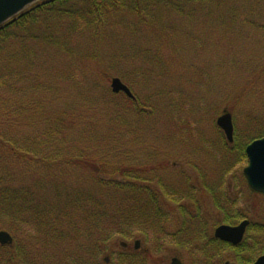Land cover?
Instances as JSON below:
<instances>
[{"label": "trees", "instance_id": "trees-1", "mask_svg": "<svg viewBox=\"0 0 264 264\" xmlns=\"http://www.w3.org/2000/svg\"><path fill=\"white\" fill-rule=\"evenodd\" d=\"M231 4L232 0H49L32 6L0 27V149L5 147V152L3 151L0 160L3 162V166H7L0 170V213L6 211L11 217L5 221L6 224L4 225L1 223L3 219H0V227L7 226L14 233H18L17 220L19 219L17 213L24 211L28 214L31 222L33 221L45 232V245L48 237H52L50 233L53 229L52 226L56 230L61 227L55 222L68 221L71 218L73 225H71V221L68 227L65 226L69 228L68 233H60L59 231L52 233L56 239L65 242L66 236L67 239L75 236L76 225L80 224L85 225L89 232L92 229L100 230L99 236L102 237L100 240L106 245L111 235L101 224H111L110 227H113L114 224L117 226L118 223L120 225L124 221L129 222L133 219L135 223L151 227L157 223L156 221L163 220L165 218L164 213L159 211L156 206L157 202L160 201L159 196L150 188L138 187L128 182V179L139 180L143 178L145 172L140 169L138 158L144 152H154V150L157 152L158 149L147 148L139 142V146L136 142H133L132 145L125 134L130 131V121L136 119L143 122L141 125L144 124L149 119L148 109L156 110L158 104L163 102L167 119H169L171 109L166 111V107L184 99V91L181 90L182 94L179 97L173 95L172 90H168L169 88L156 91L157 85L151 80L149 83L151 82L150 84L153 85L152 90H149L150 93L141 96V98L137 96L136 92H133L135 99L126 96L124 93L117 95L111 88H109L110 91H103V98L93 94V98L88 97V105L85 108L93 110L94 114L96 113L95 118L87 119L90 125V134L95 135V139L87 138L84 141L81 135L87 133L86 125L88 127L89 125L84 123L86 118L82 114V105L69 109L65 104L67 101L64 100V97L69 96L70 92L73 91L71 89L67 93L65 84L69 82L70 85L80 88L77 83L70 79L71 69L69 66L71 67L72 62L74 63L72 47L78 46L80 37L88 34L90 45H88L86 57L93 61L102 56V41L106 31L117 33L124 28L133 32L139 29L150 30L151 42L148 47L145 45L134 46L129 57H132V60L141 57L142 63L145 64L144 66L148 71L153 68L157 72V76H161L163 73L160 72L165 69L172 71V68L176 66L177 57H170L169 54L183 49L185 45H189L188 49L193 47L192 50L198 46L197 51L201 52L206 50V43L207 46L208 43L215 46L212 51H235L236 47L232 41L235 39L242 42L249 41L254 44L249 47L245 64L241 67L246 77L241 88L242 91L253 88L262 91V83L264 82V24L257 23L256 20L264 22V6L247 10L250 13L244 19L245 26L239 22L237 13L234 12ZM171 18L175 21L170 24ZM197 18L198 20L205 19L207 24H214L213 29L221 28L224 30L226 40L230 37L229 41L230 39L231 41L227 42V40L223 44V49L220 47L218 50L219 47L216 48L217 42H214L213 39L216 36L212 37L210 27L198 28L195 35H188L189 31H195L197 27L193 23L185 21ZM176 21H182V23ZM180 32L185 33V35L177 37ZM166 37H169L171 41L166 42ZM70 43L73 45H69ZM47 50L61 56L62 61L58 67L64 69L63 73L57 68L54 77L52 74L51 79L45 78L44 70L48 64L43 65L38 59L39 54L45 55L47 52L44 51ZM151 50H156V52L151 54ZM187 59L186 56L182 58L180 67L184 69L190 67ZM111 64L114 66L113 63ZM205 69L203 68V70ZM203 70L200 69L201 76L204 74ZM35 77V82L31 84L28 80H33ZM41 78L47 80V83ZM126 84L133 91L134 88L131 83L126 80ZM31 87L43 92L40 97L44 96L45 100L39 98L38 106L34 104L36 101H30L26 96L21 98L15 96L11 100L10 98L6 99L3 95L4 88L10 92L5 95L11 96L12 94L13 96L22 92L24 88L29 89ZM46 89L48 90L45 91ZM163 92H167L171 98L169 100L165 98ZM47 95L54 96L52 101L47 98ZM119 95L123 99L119 98V101L113 103ZM61 100L65 101L62 103L63 108H54V103L61 102ZM124 100L130 104L127 105L122 102ZM237 108L238 104L231 106L233 112ZM262 110L260 115L252 118L250 134L257 136L252 137L251 141L264 136V108ZM26 116L28 121L31 120L29 122L31 126L41 127L43 123H45L44 126H48L43 133L48 137L46 141L41 143L30 141L25 147L19 145L15 134L18 135L21 125H24L22 117ZM82 119L84 120L82 121ZM114 123L116 128L111 126ZM141 125L139 130H142ZM6 132L9 134L5 135ZM42 132L43 130L39 129L34 135H40ZM102 135L104 136L102 137ZM136 140L138 141L139 137ZM248 144L242 151H238L240 158L247 157L246 147ZM53 148H57L58 151H56V155L51 156L50 152L53 151L50 149ZM60 151H64V153H60ZM59 162H63V164L72 163L74 166L85 165L93 169L94 180L96 182L98 180L96 192L81 187H69L63 190L60 187L58 177L50 180L54 174L52 173V164H61ZM49 168L52 172L48 170ZM21 171L30 175L35 172L42 173L46 177L44 180H46L47 185L44 180L38 181L35 185L37 192H34L28 182H14V178ZM4 173L6 174L4 175ZM117 176H120L121 179H117ZM48 181L50 182L49 186ZM222 210L223 222L225 223H237L244 217L242 213L230 215L225 207ZM149 211L154 213V219L143 215ZM76 212L82 214L81 218H74L77 215ZM21 220L24 221L20 217ZM46 230L49 232L46 233ZM186 230L181 233H178L179 231L177 233L172 232L171 235L190 237L193 232L188 233ZM89 234L92 236V233ZM260 235H262V247L255 250L256 255L264 254V225L262 224L251 229V236L254 239ZM44 236L42 235V237ZM210 240L212 241V239ZM87 243L88 248L84 252L80 248L78 250L66 249L77 257L76 264H81L80 259L84 253V260L89 264H94L95 251L101 253L99 249L102 248H97L100 245L98 240L94 243L91 239H87ZM212 243L215 244L217 249L215 252L217 253L222 242L212 241ZM244 247L245 244L237 248L231 247L235 255L234 260L239 263L249 262L243 256ZM12 254L13 252L8 253V264H15ZM214 256L216 255L213 254L210 257L213 258ZM133 258H137L133 264H142L140 258ZM2 261L3 245H0V264H3Z\"/></svg>", "mask_w": 264, "mask_h": 264}, {"label": "rangeland", "instance_id": "rangeland-1", "mask_svg": "<svg viewBox=\"0 0 264 264\" xmlns=\"http://www.w3.org/2000/svg\"><path fill=\"white\" fill-rule=\"evenodd\" d=\"M262 4H264V0H232L231 7L237 13L239 22L246 26L244 19L250 13L247 10L264 6ZM170 21L171 24L175 19L171 18ZM185 22H191L197 27L195 31H189L188 35H195L198 28L210 27L212 37L216 36L213 39L214 42H217L215 44L217 45L216 48L219 47L218 50L220 47L223 49V44L227 40V42L231 41V39L229 41L230 37L226 40L224 30L221 28L213 29L214 24H207L205 19L198 20L197 18ZM256 22L264 24L260 20H256ZM106 32L102 41V52L100 51L102 56L98 57L97 60L92 61L86 57L88 45H90L88 34L80 37L78 46L72 47L74 63L72 62L71 67L69 66L71 69L70 79L77 83L80 88L70 85L69 82L65 84L67 93L71 89L73 90L69 96L64 97V100L67 101L65 104L69 109L82 105V114L86 118L84 123L89 125L87 119L95 118L96 113L94 114L93 110L85 108L88 105V97L93 98L94 95H97V97L103 98V91H110L109 88H111V81L114 76L120 77L125 83L126 80L129 81L134 88L133 92H136L139 98L152 90L153 85L150 84L151 82L149 83L151 80L157 85L156 91L169 88L168 90H172V94L176 97L182 94L181 90L184 91V99L166 107V111L171 109L169 119H167L163 102L158 104L156 110L148 109L149 119L144 124L141 125L143 122L136 119L130 121V131L125 134L132 145L133 142H136L138 146L139 143H142L147 148L158 149L157 152L155 150L154 152H144L138 158L139 167L145 172L143 178L139 180L128 179V182L138 187L150 188L156 193L160 198L156 206L159 211L164 213L165 218L156 221L157 223L151 227L135 223L133 219L129 222L124 221L120 225L118 223L117 226L114 224L113 227H110L111 224H101L111 235L106 245L100 240L102 238L99 236L100 230L92 229L89 232L85 225L80 224L76 225L75 236L68 237V239L66 236L65 242L56 239L52 233L54 234L56 231L68 233L69 228L67 227L72 221L70 218L68 221L55 222L61 227L56 230L52 226L53 229L50 232L52 237H48L44 245L45 232L42 231V228L40 229V226H37L33 221L31 222L28 214L20 211L17 213L19 219L17 220L18 233H14L7 226L0 227V230H8L14 237V241L9 247L3 244V264H8L9 252H13L12 258H14L15 264H76L77 257L66 249L78 250L80 248L84 252L88 248L87 239H91L94 243L98 240L100 245L96 247L102 248L99 249L101 253L95 251L94 264H133L134 260L137 259L133 257L140 258L142 264H167L174 256L180 257L183 264H220L228 258L233 260L235 255L233 251L229 250L230 247L220 244V250L216 253L215 244L210 240L213 237L215 227L223 222L222 208L225 207L230 215L242 213L245 216L248 214L253 222L264 225V194L256 193L249 187L244 175L248 158L238 156V151H242L246 144L251 142L250 139L257 136L250 134L251 121L253 117L260 115L264 108V82L262 83V91H257L254 88L242 91L241 88L243 80L246 78L241 67L245 64L249 47L254 43L249 41H244V43L235 39L232 41L236 47L235 51H212L215 46L209 43L207 46L206 43V50L203 52L197 51L198 46L192 50L193 47L188 49L189 45H185L183 49L169 54L170 57H177L176 66L172 68V71L165 69L160 72L163 75L157 76V72L153 68L148 71L144 66L145 64L142 63L141 57L134 60L129 57L134 46L145 45L148 47L151 42L150 30L139 29L133 32L124 28L117 33ZM184 35L185 33L180 32L177 37ZM166 38V42L171 41L169 37ZM69 45L72 46L73 43ZM44 52L47 54L40 53L38 59L43 65L48 64L44 70L45 78L51 79L52 74L54 77V72L59 68L58 65L62 59L61 56L52 51ZM154 52L156 50L150 51L151 54ZM185 56L190 63L188 69L180 67V61ZM62 68H59L58 71L64 73ZM203 68L206 69L203 70ZM200 69L203 70L204 76L200 75ZM39 71L42 72V70ZM35 79L36 77L28 81L32 84ZM42 81L46 82L47 80L43 79ZM9 93L7 88L3 89V95L6 99L13 100L15 96L17 98L26 96L30 101H36L34 104L37 106L40 103L39 98L45 100L44 96L40 97L43 92L37 91V88L33 87L24 88L22 92L14 94V97L12 94L11 96L5 95ZM114 93L118 95L124 92ZM163 94L168 100L171 98L167 92H163ZM53 97V95H47L50 100ZM119 98L123 99L119 95L113 103L119 101ZM64 100L54 103V108H63ZM122 102L127 105L130 104L125 100ZM234 104H238L235 112L231 110V106ZM225 111H229L233 115L235 136L233 142L227 140L224 131L217 124L218 117ZM249 113L252 114L248 115ZM22 118L24 125H21L18 135L15 134L19 145L25 147L30 141L41 143L48 139L43 134L44 130L48 128V126H44L45 123L41 127H34L29 124L31 120L28 121L27 116ZM140 125L142 130H139ZM111 126L116 128L115 123ZM86 127L87 133L81 135L83 140L95 139V135L90 134V125L89 127L86 125ZM38 128L42 129L43 132L40 135H34L39 131ZM6 133L5 135L9 134ZM138 137L139 140L137 141L136 138ZM49 148L47 149L49 150ZM4 149L5 147L0 149V156L3 155V151L5 152ZM53 149H50L53 151L50 152L51 156L56 155V151H58L57 148ZM60 153H64V151H60ZM59 163L61 164H52L53 172L50 168L48 169L54 173L50 180L58 177L60 187L63 190L69 187H81L96 192L98 180L97 182L94 180L93 169L80 164L74 166L72 163ZM6 167L3 166V162L0 163V170ZM99 177L102 176L99 175ZM45 178L42 173L35 172L30 175L21 171L13 181L16 183L28 182L31 190L35 192L37 182ZM63 178L64 180H62ZM117 179H121V177L117 176ZM44 182L47 185L46 180ZM49 185L50 182L48 181ZM75 214L77 215L74 218L77 219L82 216L80 212ZM143 215L154 219L152 211ZM20 217L24 221H20ZM10 218L6 211L0 213L3 225ZM71 225H73V221ZM185 229L188 233L193 232L190 237L171 235L172 232L179 231L178 233H181ZM47 232L49 231L46 230ZM89 233H92V236ZM142 238L145 241H142L140 250H136L134 243L137 239ZM122 241L127 242L126 247L121 245ZM213 254L216 256L211 258L210 256ZM106 257H110L108 262L105 261ZM84 258L85 253L80 259L81 264H89Z\"/></svg>", "mask_w": 264, "mask_h": 264}, {"label": "water", "instance_id": "water-1", "mask_svg": "<svg viewBox=\"0 0 264 264\" xmlns=\"http://www.w3.org/2000/svg\"><path fill=\"white\" fill-rule=\"evenodd\" d=\"M48 0H0V27L5 23L18 16L20 13L28 9L35 3L45 2ZM111 87L114 92H125L129 97L134 98V94L130 87L125 84L121 78L114 77L111 82ZM217 124L223 129L227 139L230 142L234 141V121L233 115L229 111H225L217 119ZM249 164L245 167L244 173L250 187L257 191L264 193V137L252 141L246 148ZM249 220L242 221L237 226L228 224L220 225L216 231L215 236L231 242L232 244H239L246 232ZM13 236L7 230H0V243L12 244ZM125 244V243H123ZM140 241H136L138 247ZM169 264H183L178 257H174ZM225 264H238L227 261ZM254 264H264V255L258 258Z\"/></svg>", "mask_w": 264, "mask_h": 264}, {"label": "flooded vegetation", "instance_id": "flooded-vegetation-1", "mask_svg": "<svg viewBox=\"0 0 264 264\" xmlns=\"http://www.w3.org/2000/svg\"><path fill=\"white\" fill-rule=\"evenodd\" d=\"M218 217V216H217ZM249 220V225L247 226V229H246V232H245V234H244V238H243V240L239 243V244H237V245H235V244H232L231 242H229V241H226V240H222L221 238H218V237H216L215 236V231H216V229L220 226V225H222V224H228V225H232V226H237V225H239L242 221H244V220ZM255 223V224H254ZM258 225V223L257 222H253L252 220H251V217L248 215V214H246L239 222H237V223H225V222H222V223H219L216 227H215V229H214V233H213V237H211V239H212V241H216V242H219V243H223V245H226L227 247H230L229 248V250L230 251H232L233 249H231V247H235V248H237V247H239V246H241V245H243V244H245V247H244V252H243V256H244V258L245 259H248L249 260V262L248 263H239V262H237V261H235L234 259L233 260H230V258H228L226 261H223V263L225 264L227 261H230V262H235V263H238V264H254L257 260H258V258H260L261 256H263L264 254H260V255H256L255 254V250L256 249H259L260 247H262V235H260V236H258V237H256L255 239L251 236V229H253V227L254 226H257ZM174 233H177V231L176 232H174ZM216 239V240H214V239ZM137 240H139L140 241V244H139V246L137 247L136 246V241ZM136 241H135V243H134V248L136 249V250H140V247H141V243H142V241H145L144 240V238H142V239H137ZM218 240V241H217ZM123 242H125V241H123ZM221 243V244H222ZM121 245L123 246V247H126L127 246V242H125V244H123L122 242H121ZM256 246H259V247H256ZM174 257H178V256H174ZM174 257H172V259L174 258ZM109 258L110 257H106L105 258V261L106 262H108L109 261ZM181 261H182V259L180 258V257H178ZM171 259V260H172ZM171 262V261H170ZM169 262V263H170ZM169 263H167V264H169ZM182 263H183V261H182ZM222 263V264H223ZM221 264V263H220Z\"/></svg>", "mask_w": 264, "mask_h": 264}]
</instances>
